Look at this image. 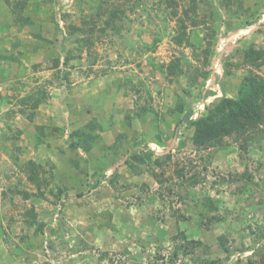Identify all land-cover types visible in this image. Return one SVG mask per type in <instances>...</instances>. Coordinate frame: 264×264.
<instances>
[{
	"label": "rangeland",
	"instance_id": "rangeland-1",
	"mask_svg": "<svg viewBox=\"0 0 264 264\" xmlns=\"http://www.w3.org/2000/svg\"><path fill=\"white\" fill-rule=\"evenodd\" d=\"M160 1L0 0V264H260L264 126L203 149L185 121L191 107L193 120L234 97L246 75L264 78V64L244 62L246 49L264 51V0H176L180 17L186 7L196 11L197 23L187 21L191 45L182 46ZM125 4L118 31L100 34L101 22L91 38L70 33L96 22L101 8ZM176 59L184 74L168 77L163 70ZM196 69L211 70L205 84L191 85ZM205 91L212 94L202 100ZM26 96L42 102L34 109L21 103ZM91 121L98 138L86 153L79 138ZM136 151L153 154L137 164L140 173L126 163ZM29 160L47 180L42 197L24 170ZM181 232L203 246L187 250Z\"/></svg>",
	"mask_w": 264,
	"mask_h": 264
},
{
	"label": "trees",
	"instance_id": "trees-1",
	"mask_svg": "<svg viewBox=\"0 0 264 264\" xmlns=\"http://www.w3.org/2000/svg\"><path fill=\"white\" fill-rule=\"evenodd\" d=\"M193 6L196 5V0H191ZM163 4L167 5L168 11H170L171 17L176 19L178 31L174 37V42L182 46L187 43L191 45L190 38L187 33V21L190 20L193 24H196L195 14L196 11L194 7H186L183 9V17H180L179 11V3L176 0H167L164 1ZM25 5V4H23ZM162 5V0L159 2V7ZM129 5H115L111 8H101L96 13V22H90L89 20H83V26L79 27H70V33L72 35L81 33L83 36L82 40L91 38L90 34H92L98 24L102 22V25L99 28L100 34H106L109 30H113L114 32L118 31L122 28V23L126 19H128L127 8ZM162 7H160L161 9ZM170 9V10H169ZM164 14V12L162 13ZM19 20H23V25H32L34 22L29 21L27 17H20ZM90 26V27H88ZM212 27V26H211ZM37 40H43L44 38L40 36V32L35 35ZM216 30L214 28L210 29V33H208V53H210L209 49L213 45V41L216 40ZM80 41V39L78 40ZM215 42V41H214ZM155 43H159L158 39ZM206 65H210V61L207 54ZM246 64L251 66H258L264 64V51L255 50L253 48L245 50V61ZM56 65L59 64V61L55 62ZM234 66L230 63L229 59L223 60V68L227 76H231L230 67ZM163 72L168 77H177L184 74V70L181 67V59H176L175 61L169 63L167 68L163 70ZM4 74V70L0 69V82L4 79L2 76ZM211 76V70L208 71H200L197 70L194 73V77L191 79V85H195L197 80L201 78L202 83H206L207 80ZM212 93L210 91H205V93H201L200 97L202 100H207ZM32 101V107L34 109L38 108L41 104L42 99L34 98L31 96H26L22 98L21 103L26 104L27 102ZM179 111L186 112L183 106L179 107ZM193 113V107L187 111V120L185 121L187 125L194 129V133L192 136L193 144L197 148H212L217 146H222L227 138H234L236 141H240L245 135L255 132L259 130L261 126H264V78L257 76L255 73H251L242 78L240 84L237 87V93L234 97H229L227 95L222 96L221 98L215 100L214 102L205 105L204 111L200 113V115L191 119ZM96 125L94 121H91L86 125L85 131L80 135V148L83 149L86 153H89L98 136H94L92 134L95 131ZM88 130V131H86ZM77 148L78 146L75 145ZM153 158V154L150 152L149 154L144 153L142 151L134 152L126 161L128 167L136 173H140L141 170L138 169L137 164H146L147 161H151ZM168 158H171L168 156ZM155 163L159 166L162 165L159 159H156ZM40 166L32 160L27 161L24 164V170L27 174V178L30 183L34 184L38 189L37 196H44V192L42 188L48 187L47 180H43L40 173ZM179 176H182L181 171H177ZM157 177V176H155ZM111 183H114V179L111 178ZM194 183H197L194 181ZM59 197V196H58ZM205 207L210 208L209 211H217V206L214 202L205 203ZM30 216L33 218V222L30 223V226H35L37 215L34 210L30 211ZM217 219V220H216ZM218 222L220 221L218 218L212 217L209 219ZM219 223V222H218ZM44 224H39L37 227V232H44ZM180 238L183 243L186 244V249L190 250L194 253L197 249L201 248L203 244L200 241L189 240L186 236L185 232L180 233ZM220 244L224 250L229 251L227 248V239L224 236L219 238ZM181 250V249H179ZM188 253L184 251L183 256H186ZM204 264H215V262L205 261ZM220 264V262H219ZM235 264H243L241 262ZM249 264H255L253 261H249ZM260 264H264V255L260 260Z\"/></svg>",
	"mask_w": 264,
	"mask_h": 264
}]
</instances>
